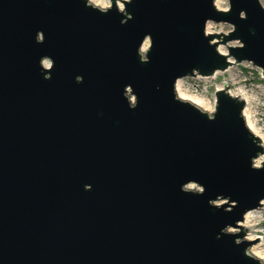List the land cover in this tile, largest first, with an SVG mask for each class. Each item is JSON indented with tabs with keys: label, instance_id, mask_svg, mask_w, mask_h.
Instances as JSON below:
<instances>
[{
	"label": "water",
	"instance_id": "1",
	"mask_svg": "<svg viewBox=\"0 0 264 264\" xmlns=\"http://www.w3.org/2000/svg\"><path fill=\"white\" fill-rule=\"evenodd\" d=\"M121 1L0 0V264H263L241 225L264 200L244 99L224 82L207 112L176 82L264 77V6Z\"/></svg>",
	"mask_w": 264,
	"mask_h": 264
},
{
	"label": "rangeland",
	"instance_id": "2",
	"mask_svg": "<svg viewBox=\"0 0 264 264\" xmlns=\"http://www.w3.org/2000/svg\"><path fill=\"white\" fill-rule=\"evenodd\" d=\"M106 1L108 5H110V0ZM222 1L224 2V5H227L228 8L229 0ZM260 2L264 6V0H260ZM207 28L209 31H217L216 33H227L233 27L228 23H216L213 21H208L206 24V30ZM148 44L149 41L147 40V45ZM228 44L236 45L238 43L236 41H231L228 42ZM223 46L226 49L227 53L228 50L226 44H223ZM224 82H228L232 85L231 87L226 88L229 92H242L245 98L244 109H247L248 118L259 135H262L264 137V77L262 76V71L259 67L247 61L233 63L225 71H218L209 77H184L180 80V87L181 91H183L184 93L202 96L206 98V100H208L210 105L214 106V93L216 89H218V86L222 85V88L225 87ZM193 84H199V89L197 91H195V89L192 87ZM251 211L253 216L250 231L253 230L255 231V233H258L259 235H262L264 237V207L257 208ZM232 229L234 228H229V230L231 231ZM237 231H240V229L233 230V232ZM245 232L247 233V230Z\"/></svg>",
	"mask_w": 264,
	"mask_h": 264
},
{
	"label": "bare ground",
	"instance_id": "3",
	"mask_svg": "<svg viewBox=\"0 0 264 264\" xmlns=\"http://www.w3.org/2000/svg\"><path fill=\"white\" fill-rule=\"evenodd\" d=\"M89 2H91L93 5H96V6L102 7V8H106V7L109 6L106 0H89ZM117 5H118L119 8H122V5H123L122 1L121 0H117ZM215 5L219 9H227V5H224V2L222 0H215ZM206 32L207 33H216L217 31H215V30L209 31L208 28H207ZM213 41L214 42L215 41H219V39L217 37H215L213 39ZM146 42H147V40L142 44V47H141L142 51H144L147 48ZM217 48H218V50L221 53H224V54L226 53V49L224 48L222 43L218 42ZM44 64L46 66L48 65L47 62H45ZM180 79H182V78H180ZM180 79H178L177 82H176L177 95L180 98H182V99L190 101L191 103L195 104L196 106H198L200 109H202L204 111L212 112L213 109H214V106L210 105V103L208 102V100H206V98H204L202 96L195 95V94H193V95L192 94H186L183 91H181ZM217 88L221 89L222 85L218 86ZM230 92H231V94L233 96H237V97H239L241 99H245L241 91H237V92L230 91ZM243 113H244V117H245V120H246V123H247L248 127L254 132L255 135H257L260 138V141H261V143H262V145L264 147V137L262 135H259V133L256 131L255 127L252 125L251 121L248 118L247 109L246 108L243 110ZM263 158H264V154L260 155L258 158H256L255 164L259 165L263 161ZM263 202H264V200H262V204H263ZM252 216H253L252 215V211H248L244 215V220L241 222V225H243V227L247 228V233L245 232L244 238H246L248 240H253L256 237L259 238L258 240L254 241L252 243V245L250 246L251 250H252L251 253L253 255H255L256 257H258L261 261H263L262 263L264 264V254L260 250H258V245H259V243L261 241L260 238L262 236L261 235H257L255 233V231H253V230H252L253 232L250 231ZM238 229L239 228H234V229H232V231L233 230H238Z\"/></svg>",
	"mask_w": 264,
	"mask_h": 264
},
{
	"label": "built area",
	"instance_id": "4",
	"mask_svg": "<svg viewBox=\"0 0 264 264\" xmlns=\"http://www.w3.org/2000/svg\"><path fill=\"white\" fill-rule=\"evenodd\" d=\"M195 77L196 78H205V76H201V75H195ZM192 87L195 89V91H197L199 89V84H193ZM214 106H215V99H214ZM261 207H264V202L259 208H261ZM256 234L259 235L258 233H256ZM260 240L261 241H260V243L258 245V250H260L264 254V238H263V236L260 238ZM249 250H250V252L252 251L251 247H249Z\"/></svg>",
	"mask_w": 264,
	"mask_h": 264
},
{
	"label": "snow or ice",
	"instance_id": "5",
	"mask_svg": "<svg viewBox=\"0 0 264 264\" xmlns=\"http://www.w3.org/2000/svg\"><path fill=\"white\" fill-rule=\"evenodd\" d=\"M146 44H147V42H146Z\"/></svg>",
	"mask_w": 264,
	"mask_h": 264
}]
</instances>
